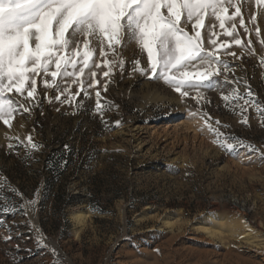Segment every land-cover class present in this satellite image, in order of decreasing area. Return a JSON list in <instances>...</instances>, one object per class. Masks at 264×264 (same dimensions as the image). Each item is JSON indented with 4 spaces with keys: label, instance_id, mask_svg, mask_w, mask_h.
Listing matches in <instances>:
<instances>
[{
    "label": "rangeland",
    "instance_id": "374dc122",
    "mask_svg": "<svg viewBox=\"0 0 264 264\" xmlns=\"http://www.w3.org/2000/svg\"><path fill=\"white\" fill-rule=\"evenodd\" d=\"M241 3L251 34L237 20L246 47L226 51L243 55L222 59L235 66L230 79L242 78L238 91L246 92L247 80L257 104L264 106L259 64L264 5ZM252 15L257 21L250 23ZM212 23L205 14V24ZM201 31L206 43L207 30ZM215 31H221L218 25ZM138 55L134 45L125 48L124 74L117 70L102 91L103 100L116 106L104 113L107 123L93 112L92 89L90 99L79 98L82 108L42 99L31 115H17L11 127L0 123V208L16 206V214L0 228V264H264V117L250 108L248 122L240 123L233 114L236 102L221 98L232 85L206 91L208 102L200 105L181 100L162 81L130 73ZM141 59L146 66V56ZM38 91L43 98L42 82ZM204 114L214 128L219 121L220 132L233 143L238 138L255 151L222 150ZM29 135L38 149L27 144ZM20 193L36 203L27 206ZM230 199L250 213H238ZM75 213L79 221L72 218ZM212 220L221 224L216 237L200 229ZM241 222L252 228L253 239L240 234ZM9 227L13 240L4 243Z\"/></svg>",
    "mask_w": 264,
    "mask_h": 264
},
{
    "label": "snow or ice",
    "instance_id": "6c2138e0",
    "mask_svg": "<svg viewBox=\"0 0 264 264\" xmlns=\"http://www.w3.org/2000/svg\"><path fill=\"white\" fill-rule=\"evenodd\" d=\"M255 4L264 5V0H255ZM242 7L241 0H0V123L11 127L17 115H31L42 99L82 108L79 98L90 99L88 89L95 92L94 114L107 123L104 113L116 106L103 100L102 91L107 90L117 70L124 74L127 61L122 52L131 45L139 53L131 61V74L162 81L181 100L188 98L197 105L208 102L206 91L232 85L221 98L236 102L238 111L233 114L241 117L239 122H248L250 108L264 117V106L257 104L247 80V90L241 94L242 78L230 79L235 66L222 59L223 55L233 59L243 55L226 51L233 45L246 47L237 32V20L239 28L251 34ZM205 14L213 20L210 27L205 24ZM256 21L252 15L249 22ZM217 25L220 32L215 31ZM202 29L208 33L206 43ZM256 32L259 38L260 30ZM220 35L230 39L218 41ZM247 48H251L250 39ZM145 56L146 66L141 59ZM259 64L264 68V57ZM101 80L105 83L98 87ZM40 82L46 90L43 98L38 91ZM48 90L55 96L48 95ZM204 119L222 150L233 155L245 147L249 153L255 151L238 138L233 143L224 136L219 121L214 128L210 116L204 114ZM115 123L119 126L121 121ZM27 144L32 150L40 147L31 135ZM19 195L27 206L36 203ZM15 214V205L0 208V228ZM19 214L24 215L23 206ZM6 231L4 243L13 240L12 229Z\"/></svg>",
    "mask_w": 264,
    "mask_h": 264
},
{
    "label": "bare ground",
    "instance_id": "6f19581e",
    "mask_svg": "<svg viewBox=\"0 0 264 264\" xmlns=\"http://www.w3.org/2000/svg\"><path fill=\"white\" fill-rule=\"evenodd\" d=\"M80 216L81 215L79 213H75V214H73L72 218L74 220L79 221ZM85 217L86 216H83L82 219H84ZM165 225H170V223L169 222H165ZM217 226H218V224H217ZM217 226H216V222H214V220H212L211 222H209V223L205 224L204 226H202V228H200V229H202L203 232H206L209 235V237H214V236L216 237V235L219 232L218 231L219 228H221V224H219L218 227ZM240 230L242 231V233H240V234L244 235V239L251 240V239L254 238L253 237V230L247 224L241 222Z\"/></svg>",
    "mask_w": 264,
    "mask_h": 264
},
{
    "label": "built area",
    "instance_id": "2783aa9c",
    "mask_svg": "<svg viewBox=\"0 0 264 264\" xmlns=\"http://www.w3.org/2000/svg\"><path fill=\"white\" fill-rule=\"evenodd\" d=\"M228 203L236 209V211L243 216H247L250 213V208L235 199H230Z\"/></svg>",
    "mask_w": 264,
    "mask_h": 264
}]
</instances>
